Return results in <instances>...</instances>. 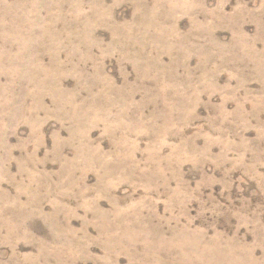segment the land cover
<instances>
[{
  "label": "rangeland",
  "instance_id": "obj_1",
  "mask_svg": "<svg viewBox=\"0 0 264 264\" xmlns=\"http://www.w3.org/2000/svg\"><path fill=\"white\" fill-rule=\"evenodd\" d=\"M0 264H264V0H0Z\"/></svg>",
  "mask_w": 264,
  "mask_h": 264
}]
</instances>
